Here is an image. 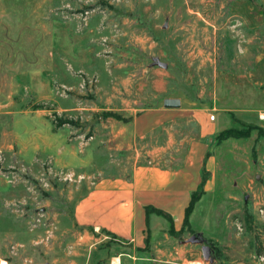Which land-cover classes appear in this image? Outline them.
I'll use <instances>...</instances> for the list:
<instances>
[{"label": "rangeland", "instance_id": "obj_1", "mask_svg": "<svg viewBox=\"0 0 264 264\" xmlns=\"http://www.w3.org/2000/svg\"><path fill=\"white\" fill-rule=\"evenodd\" d=\"M165 99L248 136L214 140L222 169L166 260L100 232L105 264H264V0H0V232L29 243V264H50L38 245L53 238L68 259L75 203L116 171L104 163L128 170L165 130L129 150L113 135ZM37 132L72 170L20 152Z\"/></svg>", "mask_w": 264, "mask_h": 264}, {"label": "crops", "instance_id": "obj_2", "mask_svg": "<svg viewBox=\"0 0 264 264\" xmlns=\"http://www.w3.org/2000/svg\"><path fill=\"white\" fill-rule=\"evenodd\" d=\"M215 121L216 119L210 121L201 110L185 109L181 105L178 109L163 107L149 110L130 120L126 128H120L113 135L120 148L117 150H121L124 145L129 150L133 140L141 142L148 136L153 141L156 131L161 129L165 130L163 142H154V146H150L147 151L135 149V161L140 156H145L149 161L127 163L130 165L128 170H124L122 166L118 168V163H104L109 167L114 166L116 171L91 181L92 186L75 203L71 217L72 229L68 234L73 241L64 254L68 259H62L59 239L54 238L52 246L45 241L41 242V246L38 245L42 249V257H51L50 264H63L64 261L67 264H105L107 258L104 259L103 250L98 249L103 242L99 235L102 232L109 233L106 235L133 249L144 248L145 241L148 240L150 249H157L156 259L166 260L170 255L160 248H168L173 241L168 233L170 223L155 213L147 216L146 210L155 209L170 216L177 232L182 228L185 210L192 194L200 192L203 198L213 191V185L222 169L221 163H217L213 155V142L220 129ZM42 135L39 132L32 134L33 138L30 137L28 143L19 139L18 146L23 145L20 152H26L28 147L34 155L33 160L38 158L39 153L52 152L53 158L58 159L55 166L60 170L69 166L72 170V165L76 164L75 153L68 152L72 159L68 163H62L64 160L61 159L60 146L53 145L50 150V143H46ZM12 148L9 145L8 149ZM211 157L213 160L209 163ZM208 183L212 184V188L207 189ZM199 202L190 216V225ZM14 238L16 239L13 234L0 232V254H10L15 260L8 261L9 258H5L4 264H29V243L24 238L19 241ZM16 255H19L18 261ZM110 257L109 263L119 264L122 261L121 257ZM95 259L96 263L93 262ZM112 259L114 262H111ZM132 259L135 260L133 264H138L135 257Z\"/></svg>", "mask_w": 264, "mask_h": 264}, {"label": "trees", "instance_id": "obj_3", "mask_svg": "<svg viewBox=\"0 0 264 264\" xmlns=\"http://www.w3.org/2000/svg\"><path fill=\"white\" fill-rule=\"evenodd\" d=\"M232 136L234 138H241V137L244 138V137L248 136V133H242V132H238V131H232V132L231 131H228V132L224 131V132L220 133L219 135L215 136V140L217 143H220L221 140L227 139V138L232 137ZM201 196H202V194L200 192H196V193L192 194L190 203L185 210L184 220H183L182 228L180 230H182L185 227L188 228L190 215H191V213L195 207L196 202L200 199ZM150 213H155L159 216L166 218L170 223V228L168 231L169 235L173 237V235L176 234V231L173 228L172 219L170 216H168L167 214H165L159 210L147 209L146 210L147 216ZM146 224H147V220H146ZM90 231L93 232L92 230H90ZM106 234H109V233H106ZM145 245H148V240L145 241Z\"/></svg>", "mask_w": 264, "mask_h": 264}, {"label": "water", "instance_id": "obj_4", "mask_svg": "<svg viewBox=\"0 0 264 264\" xmlns=\"http://www.w3.org/2000/svg\"><path fill=\"white\" fill-rule=\"evenodd\" d=\"M162 105L165 109H178L181 104L179 99H165Z\"/></svg>", "mask_w": 264, "mask_h": 264}, {"label": "built area", "instance_id": "obj_5", "mask_svg": "<svg viewBox=\"0 0 264 264\" xmlns=\"http://www.w3.org/2000/svg\"><path fill=\"white\" fill-rule=\"evenodd\" d=\"M214 119H215V116H214V115H210V116H209V120H210V121H214Z\"/></svg>", "mask_w": 264, "mask_h": 264}, {"label": "bare ground", "instance_id": "obj_6", "mask_svg": "<svg viewBox=\"0 0 264 264\" xmlns=\"http://www.w3.org/2000/svg\"><path fill=\"white\" fill-rule=\"evenodd\" d=\"M1 264H4V263H1Z\"/></svg>", "mask_w": 264, "mask_h": 264}]
</instances>
